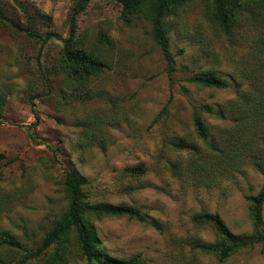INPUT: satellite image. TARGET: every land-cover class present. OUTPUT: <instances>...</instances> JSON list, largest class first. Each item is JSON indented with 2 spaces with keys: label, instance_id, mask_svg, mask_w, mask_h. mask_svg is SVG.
Listing matches in <instances>:
<instances>
[{
  "label": "rangeland",
  "instance_id": "374dc122",
  "mask_svg": "<svg viewBox=\"0 0 264 264\" xmlns=\"http://www.w3.org/2000/svg\"><path fill=\"white\" fill-rule=\"evenodd\" d=\"M78 0H0V258L19 264L61 218L64 173L87 180L90 203L139 209L146 222L90 218L111 256L148 264H264V243L219 261L218 237L193 216L220 215L236 235L252 232L250 203L264 183V8L244 0L228 32L212 20L213 0L164 15L175 69L152 37V8L124 13L91 0L75 20L74 46L104 69L84 84L60 66ZM50 37L43 43L47 33ZM31 34V35H29ZM211 72L226 88L190 80ZM210 106L213 113L201 111ZM198 111L208 128L198 137ZM140 167V173L129 170ZM264 232V202L261 210ZM154 223V224H153ZM57 264H85L73 233ZM51 246L26 264H46Z\"/></svg>",
  "mask_w": 264,
  "mask_h": 264
},
{
  "label": "trees",
  "instance_id": "16d2710c",
  "mask_svg": "<svg viewBox=\"0 0 264 264\" xmlns=\"http://www.w3.org/2000/svg\"><path fill=\"white\" fill-rule=\"evenodd\" d=\"M91 0H78L76 8L70 18L68 36L60 38L63 42V52L60 66L70 83L84 84L92 76L99 74L104 69V64L95 56L80 50L74 46L73 36L75 33V20L77 16L87 7ZM121 5L124 13L138 12L142 8H152V37L159 46L163 58L167 64V70L172 73L175 69V58L169 49V37L164 22V15L174 12L189 1L194 0H111ZM244 0H213L212 20L222 30L228 32L230 21L236 9L241 7ZM264 8V0H255ZM1 19H6L0 14ZM31 35V34H29ZM50 37H58L54 32L47 33L43 39L46 43ZM200 87L226 88L228 83L211 72H204L195 75L190 80ZM3 100L0 98V112ZM201 111L212 114L214 111L210 106L202 105ZM195 132L198 137L206 140L209 131L204 120L196 111L192 117ZM1 157V155H0ZM131 173H140L141 168L135 167L129 170ZM87 180L77 170H67L63 178V190L67 200V206L61 218L49 229L40 244L34 251L27 252L19 260V264H26L41 254L45 253L51 246H55V253L46 264H57L62 260L63 244L65 237L73 233L77 246L84 257L85 264H148L140 254L131 256L128 259H119L108 254L102 247L101 240L95 233L90 218L101 217H126L141 222H146V216L137 208L126 205H112L108 203H90L86 200L84 187ZM249 203V217L251 220L252 232L249 234L236 235L232 233L222 218L217 213L202 212L193 216L196 222L207 223L215 231L218 242L215 245L201 244L198 247L204 252H216L219 261L225 260L233 252L240 249H250L256 244L264 243V232L261 230V210L264 202V183L255 195L246 198ZM154 224V223H153ZM0 245L10 247L18 246L12 240H2ZM0 264H7L0 258Z\"/></svg>",
  "mask_w": 264,
  "mask_h": 264
}]
</instances>
